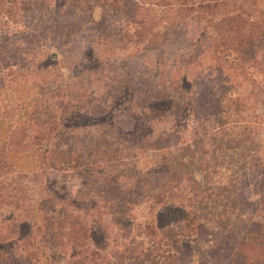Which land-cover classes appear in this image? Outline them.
<instances>
[{
	"label": "trees",
	"instance_id": "obj_1",
	"mask_svg": "<svg viewBox=\"0 0 264 264\" xmlns=\"http://www.w3.org/2000/svg\"><path fill=\"white\" fill-rule=\"evenodd\" d=\"M229 1L0 0V264H264V0ZM187 22L194 46L166 64L156 44ZM79 110L132 126L77 132ZM128 157L181 186L152 166L112 176ZM82 170L86 203H55L48 172Z\"/></svg>",
	"mask_w": 264,
	"mask_h": 264
},
{
	"label": "rangeland",
	"instance_id": "obj_2",
	"mask_svg": "<svg viewBox=\"0 0 264 264\" xmlns=\"http://www.w3.org/2000/svg\"><path fill=\"white\" fill-rule=\"evenodd\" d=\"M220 4L224 7L225 10L229 9L230 6V1L229 0H221ZM197 24H195L194 22H187L185 24H183L180 28L177 29V31L173 32L171 34V36L167 37L164 40V43L160 42L158 44H156L157 46H161L163 45L164 47V62L166 64H171L172 62H176L179 61V59H181L183 56H185L188 52H190V50L192 49V47L194 46L195 40H196V35H197ZM75 51L77 52L78 50L75 48ZM151 50L148 47L143 48L142 50L139 51H135L132 53H128L126 56V60H127V66L129 67L128 70L131 71L130 75H129V79L130 82H132L133 80L135 81V79L137 78L138 81H142L144 80L143 78H145V75H148V73L151 70ZM57 60L59 62H61L64 65H69L72 64V62H77V57L75 54L73 55H60ZM84 60V59H83ZM104 71V70H103ZM108 71H111L110 69H108ZM116 72V71H114ZM93 76H96L97 73L94 72ZM128 76V74H127ZM136 83V82H135ZM133 83L134 85L132 86V90L133 88H135L136 84ZM161 103V101L159 102ZM165 103V102H164ZM158 104V103H156ZM163 104V102H162ZM77 115H82V116H78V118L81 119H77L74 120L73 125H78L77 127H79L77 129V132L80 131L81 129H84V133H86V129L88 128V131L91 133H96L97 128L96 126H99L100 124H113V122L117 125L115 127H113V130L116 132L122 131L123 129L127 130V128L132 126V122L124 120L116 117L114 118L113 121L108 120V116L105 113H92L91 111L88 112H84V111H80L79 110V114ZM135 121V120H134ZM135 124V122H134ZM133 124V125H134ZM146 128H144L143 126H140L139 131L142 132H146L145 130ZM2 132H4V128L1 129ZM132 132L134 130H131ZM76 133V132H75ZM111 135V134H110ZM210 142L206 143V147L208 149H211L212 145V141L209 140ZM152 152H149L148 154L151 155ZM218 153V152H216ZM144 156V155H143ZM131 157L126 158L125 160H123V162L120 163V165L118 166V168L116 167H112L111 168V175L114 176V173H116L115 171H117V169L123 168L124 171L127 170V172L129 173L131 170H133V172H136L137 170H144L146 167L152 166V167H157V171H163L162 173L159 174V176H161L162 180L161 183L159 184L158 182H156L154 180V184L155 187H159L164 185V183L168 184V183H172L173 185L176 186H181L180 185V180L177 179L175 176L168 174V171L166 172V163H161L159 162V159H155L153 162H148L145 161V159L143 157H139L136 159H130ZM114 171V172H112ZM91 174H95L92 171L89 170H82V172H69V173H60V172H55V171H50L48 172L47 176H46V180H47V184L49 187V191L50 193H52L53 195L57 196V200L54 201L55 203H59V200H69L71 203H76V204H85L86 200H80V198L84 197V195L79 194V192L81 191V187H85L88 185H91L90 181H91ZM168 190V187H163L162 186V190ZM173 190V189H172ZM110 190L109 189H105L103 190V194H108ZM175 191V190H173ZM111 194V192H110ZM141 198V197H140ZM143 199V198H141ZM138 201V200H136ZM161 206H158L157 210L159 211V214H162L159 217V220L161 223H164L166 221H169L170 219H174L175 217H179L181 216V211H179L176 208L170 209L168 208H160ZM164 210V211H162ZM210 212H211V207H210ZM213 217V215L211 216ZM230 216H228L229 218ZM224 218V219H223ZM227 217H222L219 218V225H222L224 222L223 221H228L227 219H225ZM122 223H127L129 222V225L131 224L130 221L128 220H121ZM232 223V221H230L228 224ZM225 224V223H224ZM231 225V224H230ZM128 227V226H127ZM178 228V227H176ZM218 230V228H216ZM21 231V230H20ZM95 231V236L98 237L101 235L100 231H97V228H94ZM137 236V235H135ZM189 243V242H188ZM188 243L185 242V244L183 246H186ZM182 246V248H183ZM130 251L132 252V249H130ZM221 264V263H219Z\"/></svg>",
	"mask_w": 264,
	"mask_h": 264
}]
</instances>
